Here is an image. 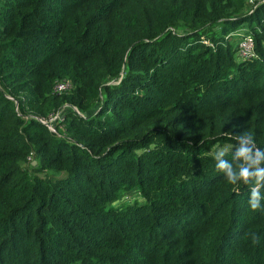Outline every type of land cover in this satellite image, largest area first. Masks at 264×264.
<instances>
[{"label": "trees", "instance_id": "obj_1", "mask_svg": "<svg viewBox=\"0 0 264 264\" xmlns=\"http://www.w3.org/2000/svg\"><path fill=\"white\" fill-rule=\"evenodd\" d=\"M245 132L264 149V3L0 0V264H264L215 168Z\"/></svg>", "mask_w": 264, "mask_h": 264}, {"label": "clouds", "instance_id": "obj_2", "mask_svg": "<svg viewBox=\"0 0 264 264\" xmlns=\"http://www.w3.org/2000/svg\"><path fill=\"white\" fill-rule=\"evenodd\" d=\"M236 144L231 153V159H227V152L221 148L214 154L215 168L224 174V178L231 185L242 182L250 185L248 205L253 211H264V149L257 146L254 137L248 133H242L229 137ZM253 242H258L255 234Z\"/></svg>", "mask_w": 264, "mask_h": 264}, {"label": "built area", "instance_id": "obj_3", "mask_svg": "<svg viewBox=\"0 0 264 264\" xmlns=\"http://www.w3.org/2000/svg\"><path fill=\"white\" fill-rule=\"evenodd\" d=\"M248 3L251 6H258L260 4L264 3V0H248ZM233 37H237V50H238V56L241 60L250 59L255 56V41L253 34L246 28L243 27L236 32L232 33L228 38L231 40ZM71 84L68 81H61L56 85L55 91L57 92H63L70 89ZM61 113L58 112L57 114L53 115L49 120H42L44 123H46L52 130L53 128V122L52 120L60 119ZM51 121V123H49ZM32 158V156L29 157V160Z\"/></svg>", "mask_w": 264, "mask_h": 264}, {"label": "rangeland", "instance_id": "obj_4", "mask_svg": "<svg viewBox=\"0 0 264 264\" xmlns=\"http://www.w3.org/2000/svg\"><path fill=\"white\" fill-rule=\"evenodd\" d=\"M231 42L233 44H236L237 37H233L231 39ZM52 121H55V120H52ZM49 123H51V121H49ZM221 148L225 149L226 151H229L230 149H233V146L232 145L219 146L216 149V151ZM213 151H215V149ZM22 165L24 166V168L28 169L29 171H33L34 169L33 165L34 166L36 165L34 156L29 161L27 160V162H23ZM41 174L42 176H49V177H60L61 176L62 177L65 175V172L45 171V172H42ZM134 201H143V199L140 196L139 192L132 190V191L124 193L122 197L114 203V205L123 206L129 203H133Z\"/></svg>", "mask_w": 264, "mask_h": 264}]
</instances>
